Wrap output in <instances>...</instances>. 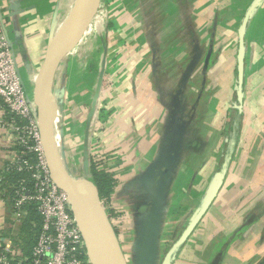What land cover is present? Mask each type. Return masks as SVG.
<instances>
[{"label": "crops", "instance_id": "0c3cea01", "mask_svg": "<svg viewBox=\"0 0 264 264\" xmlns=\"http://www.w3.org/2000/svg\"><path fill=\"white\" fill-rule=\"evenodd\" d=\"M66 1L0 0L11 54L20 77L21 71L25 74L22 81L30 89V98L45 53L69 14L73 0L69 8L64 7ZM122 3L118 5L120 10L112 12L106 20L98 13L100 0L80 40L60 60L54 72L50 94L58 107L56 116L61 114L55 138L58 150L63 157L76 158V155L83 163L88 157L89 171L94 149L100 147L106 158L103 168L115 180L106 206L111 212L109 220L129 239V249L135 255L133 264L160 263L218 182L215 199L178 250L173 264H262L264 147L261 130L257 132L251 118L246 120L242 114L233 150L235 138L212 131L210 123L203 125L202 121L203 126L196 132V126L191 123L193 117L182 118L185 106L178 101L181 92L195 90L196 93L197 89L191 79L189 87L181 88V72L174 63L189 60V56L195 58L197 46L201 48L206 42L214 48L215 29L237 28L248 2L124 0ZM260 7L256 19L248 26L252 31L246 32L249 47L245 55H252L247 68L255 92L264 73V4ZM228 13H232L229 20ZM220 38L219 41H231ZM169 61H172L170 66L165 64ZM212 70L202 73L193 69L189 75L195 77L201 72L209 79ZM106 79H113L108 88L103 83ZM249 106L252 105L249 103ZM75 140L76 151H67L62 141L74 143ZM13 150L7 132L0 129V241L8 246L6 251L13 257L12 264H26L32 250L27 254L21 248L20 227L26 213L23 208L17 216L13 200L2 184ZM172 155L175 157L172 166L164 167ZM78 161L76 165L83 164ZM152 165H155L153 175L145 179ZM194 187L198 188L196 193H192ZM173 199L187 205H181V210L173 216L179 221L174 228L176 233L167 234L164 214ZM150 225L159 229L160 241L149 233ZM170 233V240L165 242L162 235L165 238ZM152 249L155 251L150 261L147 252Z\"/></svg>", "mask_w": 264, "mask_h": 264}, {"label": "built area", "instance_id": "2783aa9c", "mask_svg": "<svg viewBox=\"0 0 264 264\" xmlns=\"http://www.w3.org/2000/svg\"><path fill=\"white\" fill-rule=\"evenodd\" d=\"M2 17L3 12L0 11V129L7 132L14 148L5 171H25L32 180L31 191L25 187L15 191L13 204L17 216L26 205L34 204L41 217L39 234L26 264H89L80 258L84 245L68 195L50 175L41 142L37 109L33 99L26 94L17 72ZM53 125L56 138L54 121ZM100 204L105 210L102 201ZM6 248L8 246L0 241V264L13 262Z\"/></svg>", "mask_w": 264, "mask_h": 264}, {"label": "rangeland", "instance_id": "374dc122", "mask_svg": "<svg viewBox=\"0 0 264 264\" xmlns=\"http://www.w3.org/2000/svg\"><path fill=\"white\" fill-rule=\"evenodd\" d=\"M254 1H256V0H246V2H248V3L245 5L246 10L244 12V15H245L247 9L250 7V5ZM71 2H72V0H67L64 3V7L69 8ZM122 2H124V0H114V1L111 0L110 3L108 2V0H102V4L98 8L99 15L102 17V19L106 18V20H108L110 17V14L112 12L115 13V12H118L120 10V9H118V5L123 4ZM109 4L110 5L112 4L111 5L112 8L108 7ZM113 4H116V5H113ZM263 4H264V0H261L259 2V4L256 6L254 12L251 15V19L249 20L248 26H249V24H251L252 19H253L252 21H254V17L256 19V14L261 9L260 5H263ZM66 8H65V10H66ZM63 11H64V9H63ZM221 15H223V14H221ZM244 15L242 17L240 16V18L238 20L239 26L237 28H235L234 30H231L230 28H226V27L215 29V31H214L215 35L214 36H216V38H217V43H216L214 48L211 47V44H208L207 42L205 43V45H202L201 48L200 47L198 48V46L196 45L197 46L196 52L198 53V55H196L195 58L193 56H189V58H190L189 60H188V58L183 59V60H179L178 64H177V61L174 62L176 64L175 67L179 68L180 72H181L180 73V76L182 78L181 88L184 90V86H185V88L189 87L188 82H189V79H191L192 84L197 89L196 93H194L195 90H192L190 92L189 91L181 92L180 94L182 96H180L179 101H178V103H182L183 107L185 106V109L183 110L184 116H182V118H184V120H187L189 117H193V121H191V123H192V125L196 126V128H197L195 130L196 132H197L199 126H203V125L209 126V123H210V125L213 126L212 128H214L212 131H217L220 134L222 133V135L223 134H229L228 126H229V122L231 121L230 120L231 119V112L234 108L238 109V106L235 104V101H233V96H234L233 92H235V89L237 87L238 30H239V27L241 25V22L243 20ZM231 17H232V13H228L227 14V20H229ZM219 19H220V16L218 17V20ZM226 23H228V22L226 21ZM247 30H248V32H251L252 27L251 26L247 27L246 31ZM261 32H262V30L258 31V33L260 35H261ZM245 35H246V33H245ZM219 36L221 38H225V41L228 38L231 41L230 42H224V40L219 41ZM206 40L209 41V38ZM248 47H249V41L247 43V48L245 50V54H246ZM204 51H206V55L203 54ZM218 54H220V55H218ZM251 56L252 55H245V57H244V65L245 66H244L243 80H244L245 90H244V92H242V102H241V107H240L239 111L241 114H243L245 116L244 119L249 120L251 118L252 124H254V129L257 132L259 130H261V133H260L261 139H262L261 143L263 144V147H264V122H263L264 118H262V117H264V73L262 75H260L261 76L259 79L260 84L258 85V87L255 88V90L257 89L255 92L253 87L250 84V78L249 77H250L251 73H250V71H248V68H247V65L249 64V57H251ZM186 57H187V55H186ZM162 62H164V61H160V63H162ZM165 64L170 66L172 64V61H169L168 63H165ZM116 66L119 69V67H120V61L119 60L117 61ZM210 68L214 69V70H212V75L211 76L209 75V79L211 81L206 77V75L202 74ZM193 69H196L197 71H202V73L198 72L196 74L197 76L192 77V74L189 75V71L192 72ZM21 73L23 75L22 78L25 81V74L23 71H21ZM199 73H201V74H199ZM108 74L109 73H107V75ZM162 78H163V76H162ZM117 80H119V79H117ZM112 81H113V79H111L110 81H108V79H106V80H103V83H104L105 87L108 88ZM216 86L218 87V89H216L217 88ZM225 87H228V90H225ZM24 89H25V92L27 95L30 94V89H28L27 85H25ZM251 97H254V98H251ZM100 99H101L102 103H104V101H103L104 98L100 97ZM249 103L252 106H249ZM186 106H188L189 108L188 107L186 108ZM185 112H186V114H185ZM175 115H176V110H175ZM60 119H61V114L58 115L54 120L55 128L57 131L59 129V125L61 124ZM220 119H221V122H220ZM202 121H204L203 125L201 124ZM253 121H255V122H253ZM58 136H59V134H58ZM62 142L63 143L65 142V144L67 145L66 146L67 151H70V150L73 152L76 151V150H74L75 145H77L76 140L74 141V143H73V141H71L69 143L66 141H62ZM96 146L97 145L94 144V147H96ZM72 147H73V150H72ZM103 155L104 154L101 152L100 147L97 146V148L94 149V153H93V156L95 157V161L103 162L106 159ZM75 157L76 158H73L70 156H68L66 158L64 157L67 169L76 178H83L84 177V178L89 179L90 176H87L86 175L87 172H85L83 170V166L85 167V161L87 164L89 163L88 157L84 160V163H83V160L81 158H79L76 155H75ZM76 159H79L78 162H82L83 164L79 165L77 163V165H76L75 164ZM88 175H89V172H88ZM194 189H195V191H194ZM192 190H193L192 193H194V192L196 193L198 188L194 187ZM182 191H184V190L182 189ZM174 200H176V199H173L172 202L169 204V207H168L169 210H168L167 214L166 215L164 214V218H166L165 223H166V228H167V229H165V231L168 230L167 234L170 231L172 233V231H174V228L177 226V223L179 222L176 219H174L173 216L176 215V213H178L181 210V205L183 207L185 205H187L186 203L178 202L179 200H177V201H174ZM105 214H106L107 219H109L107 216L106 210H105ZM112 227H113V225H112ZM170 227H171V229H169ZM115 228L113 227L114 232L117 236V240L120 244L121 250L123 252L124 260L126 261V264H133L132 258L135 255H133V253H131V251L129 249V247H130L129 239L124 237L121 234V231L119 229H117V227H115ZM158 231H159V229H158ZM171 233L169 235H165V238H164V234L162 235V238L164 240H166L165 242H168L170 240ZM179 233H180V231H179ZM160 238H161V234L156 235L155 239H156V241H160ZM172 239L175 240V237H172L171 240ZM184 243H183V245H184ZM83 245H84V242H83ZM180 248H181V246H180ZM177 253H178V251H177ZM174 261L175 260H173L171 264H173ZM88 263L91 264L89 261H88ZM134 263L135 264H147L148 262H141V263L134 262ZM156 264H161V262L156 263Z\"/></svg>", "mask_w": 264, "mask_h": 264}, {"label": "water", "instance_id": "95a60500", "mask_svg": "<svg viewBox=\"0 0 264 264\" xmlns=\"http://www.w3.org/2000/svg\"><path fill=\"white\" fill-rule=\"evenodd\" d=\"M260 1L261 0H256L250 5L238 30L237 87L235 89L237 101L240 104L238 105V109H240L242 102V83L245 57L244 37L251 15ZM99 3L100 0H85L78 16L75 18L70 27L57 40L54 38L51 42L40 66L32 99L37 109L41 142L52 179L56 185L68 195V201L72 214L74 216L81 214L88 224L96 227L98 231L106 237L116 264H126L114 229L109 219L106 217L105 210L100 204L96 187L88 178H76L69 172L64 162L63 154L61 155V152L57 148L53 131V121L58 110V107L50 94V86L54 72L60 60L67 53H69L80 40L81 36L90 24ZM174 160L175 157L173 155L170 156L165 162L164 167H171ZM87 167L88 164H86L85 161L84 171L87 172L86 175L88 176ZM154 170L155 165H152L146 172L145 179L151 178ZM219 186L220 182L216 183V185H214V187L210 190L200 208L196 211L195 215L178 239L172 244L171 248L168 250L169 252L162 259L161 264L172 263L180 246H182L188 239L208 211L211 203L218 193ZM150 230L151 231L148 232L152 234L151 236L156 238L158 233L156 225H150ZM84 248L88 261L91 264H96L90 260L85 243ZM153 251L155 250L152 249L150 252H147L148 255H150V261L152 260L151 255L153 254Z\"/></svg>", "mask_w": 264, "mask_h": 264}, {"label": "trees", "instance_id": "16d2710c", "mask_svg": "<svg viewBox=\"0 0 264 264\" xmlns=\"http://www.w3.org/2000/svg\"><path fill=\"white\" fill-rule=\"evenodd\" d=\"M248 27V26H247ZM247 32V31H246ZM247 36L244 37L245 42V50L247 48V42H246ZM245 66V65H244ZM244 80L242 83V92H244ZM233 98L235 101V104L238 106L240 105L237 101V95L236 91L233 94ZM241 116L242 114L239 113L238 109H233L231 112V121L228 126L229 136L232 135L235 140H233V144L231 146L232 150L235 148L236 144V138L237 135L240 132V122H241ZM235 121V122H234ZM4 175V181L2 184H4V187L6 189L7 194L11 197V199H14L15 191L20 187H25L26 190L31 191L32 189V180L29 175V173L22 171L17 172L15 170L11 171H5ZM89 175L90 181L94 184L98 191L99 199L102 201L103 206L105 207V210L107 212V216L110 219L111 218V212L106 209V206L109 205L110 202V196L115 186V180L112 177V175L103 168V163L101 161H95V158L92 157L90 159V165H89ZM25 210V217L22 221V225L20 227L21 231V248L24 249L27 254L30 252L32 246H34L36 239L39 234V229L41 225V217L37 213L36 207L34 204H28L24 207ZM176 241V240H175ZM173 241V243L175 242ZM172 243V244H173ZM171 244V246H172ZM171 248V247H170ZM169 251L166 252V254ZM165 254V255H166ZM80 258L83 261H88L86 257V252L84 248L83 254L80 256ZM175 259V258H174ZM264 264V261L262 262Z\"/></svg>", "mask_w": 264, "mask_h": 264}, {"label": "bare ground", "instance_id": "6f19581e", "mask_svg": "<svg viewBox=\"0 0 264 264\" xmlns=\"http://www.w3.org/2000/svg\"><path fill=\"white\" fill-rule=\"evenodd\" d=\"M84 1L85 0H73L67 18L58 28L55 40H57L73 23L83 6ZM74 221L80 236H82L81 238L87 247L90 260L96 264H116L106 237H104L96 227L88 224L81 214L75 215Z\"/></svg>", "mask_w": 264, "mask_h": 264}]
</instances>
